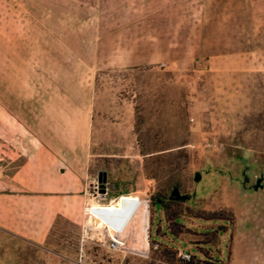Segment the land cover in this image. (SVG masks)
<instances>
[{"label":"rangeland","instance_id":"obj_1","mask_svg":"<svg viewBox=\"0 0 264 264\" xmlns=\"http://www.w3.org/2000/svg\"><path fill=\"white\" fill-rule=\"evenodd\" d=\"M9 51L93 130L82 183L57 171L31 206L0 200V264H264V0H0L3 89ZM31 138L0 107V163L52 165ZM114 183L136 193L113 202Z\"/></svg>","mask_w":264,"mask_h":264},{"label":"crops","instance_id":"obj_2","mask_svg":"<svg viewBox=\"0 0 264 264\" xmlns=\"http://www.w3.org/2000/svg\"><path fill=\"white\" fill-rule=\"evenodd\" d=\"M7 57L11 63L6 85L4 89L0 87V107L30 133L31 139L37 145V152H43L53 163L50 165L40 162V164L39 159L30 160L15 172L8 168V163H0V200L9 204L21 203L31 206L34 203V193L43 192L51 184L48 181V175H54L58 171L64 176L67 172H72L80 178V183L83 182L84 175L89 169L92 151L93 114L90 107L47 75L39 66L29 62L27 57L14 51L6 53L5 58ZM13 60L17 62L13 63ZM34 163L43 166L36 169L37 172L41 175L45 173L43 177L35 180L28 177V172L35 170ZM125 189L129 188H123L121 184L114 183L111 201L114 202L119 198L120 194L117 192ZM126 192L131 196L136 193L129 190ZM37 197L42 198L45 195L39 194ZM188 202L190 201L184 200V203L188 204ZM17 210L16 206L13 212ZM154 214V219L159 221V225L162 227L168 225L167 208L162 203L158 204V201L155 203ZM183 218L185 221L181 220ZM180 220L181 223L177 222V218L174 221L177 224H188V228L192 226L183 215ZM206 226L204 225V228ZM152 236L156 242H161L156 237L160 236L159 234L152 231ZM164 236L163 240L169 241L166 233ZM193 245L179 246L176 249L190 250Z\"/></svg>","mask_w":264,"mask_h":264},{"label":"water","instance_id":"obj_3","mask_svg":"<svg viewBox=\"0 0 264 264\" xmlns=\"http://www.w3.org/2000/svg\"><path fill=\"white\" fill-rule=\"evenodd\" d=\"M201 174L197 173L195 176L196 181L200 180ZM172 196L175 197L176 199H181V200H187L189 198L188 194H181V191L178 187H175L172 190Z\"/></svg>","mask_w":264,"mask_h":264},{"label":"flooded vegetation","instance_id":"obj_4","mask_svg":"<svg viewBox=\"0 0 264 264\" xmlns=\"http://www.w3.org/2000/svg\"><path fill=\"white\" fill-rule=\"evenodd\" d=\"M181 194H183V193H181ZM189 198H190V196H189ZM188 198V199H189ZM170 199L171 200H175V201H177V200H181V199H176L175 197H173L172 196V192H171V195H170ZM168 201L167 200H164V199H161V203L165 206V204L167 203Z\"/></svg>","mask_w":264,"mask_h":264},{"label":"built area","instance_id":"obj_5","mask_svg":"<svg viewBox=\"0 0 264 264\" xmlns=\"http://www.w3.org/2000/svg\"><path fill=\"white\" fill-rule=\"evenodd\" d=\"M181 254H182V257L183 258H187V259H189L190 258V254H188L187 252H185V251H181ZM126 264H130V263H126Z\"/></svg>","mask_w":264,"mask_h":264},{"label":"bare ground","instance_id":"obj_6","mask_svg":"<svg viewBox=\"0 0 264 264\" xmlns=\"http://www.w3.org/2000/svg\"><path fill=\"white\" fill-rule=\"evenodd\" d=\"M141 230V229H140Z\"/></svg>","mask_w":264,"mask_h":264}]
</instances>
